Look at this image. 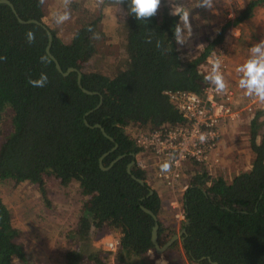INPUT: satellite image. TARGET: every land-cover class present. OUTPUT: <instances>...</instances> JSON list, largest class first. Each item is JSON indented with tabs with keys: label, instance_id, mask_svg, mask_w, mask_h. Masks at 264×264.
<instances>
[{
	"label": "trees",
	"instance_id": "1",
	"mask_svg": "<svg viewBox=\"0 0 264 264\" xmlns=\"http://www.w3.org/2000/svg\"><path fill=\"white\" fill-rule=\"evenodd\" d=\"M10 1L22 19L44 23L41 0ZM101 2L114 10L124 37L119 61L110 70L101 69L94 60L99 16L84 22L68 42L44 23L52 34L50 52L62 70L75 67L81 73L82 87L77 71L64 75L56 69L46 52L45 29L19 22L11 8L0 3V180L37 185L44 198V175L60 179L63 185L76 182L83 199L76 227L69 234L75 244L63 264H157L154 219L141 205L158 218L160 245L175 230L161 221L158 191L134 164L136 147L128 129L180 122L164 91L200 94L199 64L223 40L230 24L251 17L264 0H248L234 21L190 61L182 59L177 44L179 16L166 7H159L152 17L138 18L132 0ZM42 74L47 76L43 87L29 83ZM256 119L257 115L249 134L253 154L249 168L226 181L193 162L186 166L190 186L182 204L188 223L181 242L190 264H264V132L257 131ZM100 157L107 169L100 167ZM132 161L131 172L143 183L127 171ZM113 231L118 232L114 252L95 246L96 237ZM19 238L20 230L0 197V264H27Z\"/></svg>",
	"mask_w": 264,
	"mask_h": 264
},
{
	"label": "rangeland",
	"instance_id": "2",
	"mask_svg": "<svg viewBox=\"0 0 264 264\" xmlns=\"http://www.w3.org/2000/svg\"><path fill=\"white\" fill-rule=\"evenodd\" d=\"M218 1L221 9H219L218 4L212 8L213 12L217 11L218 17L215 21L206 19L207 24L211 23L206 33H212L214 37L224 25H228L229 21H234L238 11L245 6L248 0ZM42 5L44 23L54 28L57 35L66 42L70 41L73 33L84 22H88L93 17L97 18L99 16L100 20H97V29L100 36H98L99 40L96 45L95 64L101 69L110 70L114 63L117 60L119 61L118 55L121 51L124 37L123 32L119 31L117 27L114 10L111 7L103 5L101 0H43ZM230 12L231 15L228 16ZM63 14H67L68 19L58 22V17ZM221 23L222 26L219 29ZM246 23H251L258 29L264 27V3L254 8V13L251 17L244 19L238 24H234L240 33L236 37L232 36L230 39L228 58L233 53L234 47L237 45V41L241 35L239 25H245ZM230 28L231 24L228 30ZM254 111H256L255 107ZM262 121L257 120L260 124L257 129L259 134L264 132V122ZM3 122L6 123V121ZM250 128L251 124L247 122L244 124L236 123L235 126L232 125V127L224 129L223 137L226 139L224 142L226 147L224 161H226V164L224 166L230 167L231 165H235L238 167L232 173V176L238 170L248 167L250 159H253V154L249 147ZM234 129L243 130L245 134L237 133L235 146L232 148L233 137L231 135H234ZM203 167L200 168L203 169ZM214 169L215 167L212 171ZM226 179H229V177H226ZM43 181L47 194L52 192V194L46 195L45 198L42 196L37 185L28 182L17 184L10 179L0 180V197L12 213L13 224L20 230L19 240L25 248L27 264H63L66 253L75 244L72 238H69V234L76 227L78 212L83 198L76 182H69L63 185L60 179L46 175H44ZM169 216L174 221L172 211H170ZM115 232L118 234L117 231ZM110 234L113 235L114 231ZM105 236L102 238L96 237L97 239L94 242L96 247L105 249V243L109 239L106 240ZM90 248L88 247V249ZM14 264L23 263L16 261ZM110 264H113V262L110 261Z\"/></svg>",
	"mask_w": 264,
	"mask_h": 264
},
{
	"label": "built area",
	"instance_id": "3",
	"mask_svg": "<svg viewBox=\"0 0 264 264\" xmlns=\"http://www.w3.org/2000/svg\"><path fill=\"white\" fill-rule=\"evenodd\" d=\"M227 31L224 39L214 46L198 66L202 79L200 94L186 89L164 91L170 103L178 110L182 119L180 122L156 128L128 129L136 147L135 166L144 172L151 187L156 189L159 184L172 193L169 205L176 233H180L186 220L182 197L190 186L189 175L185 172L187 164L193 162L200 167L204 166L203 169L210 173L222 161L220 141L225 126L237 122L244 113L254 111V100L244 106L239 105L235 100V87L225 83L229 42L232 36L238 35V29L231 24ZM217 61L220 65L219 74L226 85L219 92L217 85L208 78L213 74V65ZM165 164L168 165L167 169L163 167ZM105 245L107 251L114 252L118 246V236L110 237Z\"/></svg>",
	"mask_w": 264,
	"mask_h": 264
},
{
	"label": "crops",
	"instance_id": "4",
	"mask_svg": "<svg viewBox=\"0 0 264 264\" xmlns=\"http://www.w3.org/2000/svg\"><path fill=\"white\" fill-rule=\"evenodd\" d=\"M202 3H203V0H161V4L159 7H166L171 13L174 12L175 7L177 6H182L190 12L189 20L191 24V31H189V29L184 26L183 22L180 19V16L178 17L181 31H180V39L178 40L177 44H178V48L181 51L180 54H181V57H183L182 58L183 60L190 61L194 59L195 57H197L202 52L201 51L202 48L208 44V40H211L214 37L212 33H209V32L206 33L207 29L210 28L209 24H211V23L207 24L206 19L215 21L216 18L218 17L217 15L218 13L217 11L213 12L212 8L216 4H218L219 9H221V6L218 0H212L211 8L201 6ZM172 5H175V6H172ZM230 15H231V12L228 16ZM221 26H222V23L219 25V29ZM239 27L241 30V35L237 41V45L234 47L233 53L230 55V58L228 61V68H227V72L225 75V83L231 84L235 87L236 89L235 100L239 105L244 106L250 103L252 100H254L255 102L254 107L256 111H253L252 113H244L241 119H239L237 122H234L233 124L232 123L229 124L230 126L226 125L225 128L232 127V125L235 126L236 123L244 124V123L249 122L251 124V121L254 119V117H256V115H257L258 121L259 120L262 121L264 119V102L260 101L258 97H256L254 94L251 96L247 95L246 94L247 89L239 87V80L243 77V73L237 71L238 67H240L242 64H244L248 59L252 57V53L250 51L251 48L261 43L262 41H264V27L262 29H258L256 28L255 25L251 23H246L245 25L241 24L239 25ZM259 31L260 33H258ZM204 33H205V36L203 37ZM239 33L240 32L238 29V34ZM237 133L245 134V131L243 132V130L234 129V133H233L234 135H231L233 137L232 143H231L232 148H234L235 146ZM225 141L226 139L222 137L220 141V153L223 157L221 161L222 166L221 164L216 166L214 171L210 170V173L213 176L221 175L226 181H229L232 178V173L235 172V169H237L238 167L235 165H231L230 167L226 165L224 166V164H226V161H224V158H225L224 151L226 149L225 143H224ZM251 162H252V158L250 159L249 166L246 168L250 167ZM225 175L226 177H229V179H226ZM156 190L158 191V194L160 196V201H161V211L159 215L161 221L165 225L172 224L175 230L174 234H179V233H176L174 221L172 220L171 216H169V213L171 211L170 205H169V198L171 197L172 193L168 192L167 189L160 186L159 184H157ZM49 194H52V192H49L48 194L46 192V195H49ZM81 196L83 198V195ZM113 235L118 236L116 232H114ZM113 235L107 234L105 236V239L107 240ZM181 240H182L181 237H179L175 241L177 242V245L169 246L160 254L155 251L159 255V257H157L156 259V263L157 264H184V262H186L187 264L188 261H186V258L183 259L184 252L182 249ZM151 255L152 254L150 253V256Z\"/></svg>",
	"mask_w": 264,
	"mask_h": 264
},
{
	"label": "clouds",
	"instance_id": "5",
	"mask_svg": "<svg viewBox=\"0 0 264 264\" xmlns=\"http://www.w3.org/2000/svg\"><path fill=\"white\" fill-rule=\"evenodd\" d=\"M42 2L43 0H41V3ZM160 4L161 0H132V10L136 13L138 18L152 17L157 13ZM201 6L211 8L212 0H203ZM173 15L180 16L184 26L191 31L189 20L190 12L187 9L182 6H177L174 9ZM67 19L68 15L63 14L58 17V22H63ZM180 31L181 29L178 25L176 27V36L178 40L180 39ZM250 51L252 57L237 68L238 72L243 73V77L239 80V87L247 89V95L251 96L254 94L260 101L264 102V41L252 47ZM219 67V61L215 62L213 65V74L208 77L217 85L218 92L224 90L226 87L222 76L219 74ZM46 80L47 76L42 74L39 80H31L29 83L33 86L43 87ZM163 167L167 169L168 165L165 164Z\"/></svg>",
	"mask_w": 264,
	"mask_h": 264
},
{
	"label": "water",
	"instance_id": "6",
	"mask_svg": "<svg viewBox=\"0 0 264 264\" xmlns=\"http://www.w3.org/2000/svg\"><path fill=\"white\" fill-rule=\"evenodd\" d=\"M0 3H5L7 4L12 12L14 13L15 17L18 19L19 22L21 23H36V24H39L40 26H42L46 33H47V36H48V43L46 45V52L47 54L50 56V58L54 61V64H55V67L58 71H60L62 74L66 75L68 74L70 71H77V69L75 67H68L66 70H62L58 60L56 59V57L50 52V45H51V42H52V34H51V31L50 29L44 24L42 23L41 21L35 19V18H29V19H22L20 17V15L18 14V12L16 11L13 3L10 1V0H0ZM80 78H81V73L79 71H77V82L79 84L80 87L81 84H80ZM83 91L87 92V93H91L89 90H86L84 88H82ZM95 126L99 127L100 130L102 131V133L106 136H108L103 127L100 125V124H96ZM109 139L113 140L110 136H108ZM117 147V144L115 143V145L112 147V150L114 148ZM101 160H102V157H100V167L102 169H107V167H104L101 163ZM113 162V161H112ZM111 162V164H112ZM133 164V161L127 165V171L131 174L132 178H134L136 181L140 182V183H143V180L136 177L134 174H132L131 172V165ZM152 192V190H150V193ZM142 209L147 212L148 214H150L153 219H154V225L152 227V241H153V244H154V248H155V251L157 253H162L166 248H168L169 246H171L182 234H185L186 230H185V226L187 225L188 223V220L186 219V221L184 222V227L181 229L180 233L179 234H174L172 235L163 245H160L159 242H158V238H157V232H158V226H159V223H158V218L157 216L151 211L149 210L148 208H146L145 206L141 205ZM212 264H218V263H212Z\"/></svg>",
	"mask_w": 264,
	"mask_h": 264
}]
</instances>
